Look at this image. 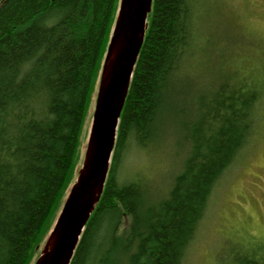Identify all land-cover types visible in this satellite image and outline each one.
Listing matches in <instances>:
<instances>
[{"label": "trees", "instance_id": "1", "mask_svg": "<svg viewBox=\"0 0 264 264\" xmlns=\"http://www.w3.org/2000/svg\"><path fill=\"white\" fill-rule=\"evenodd\" d=\"M201 1L153 0L106 185L71 264H183L215 188L256 133L264 81L230 71L195 95L180 83ZM120 3L0 0V264L36 263L78 176ZM180 98L187 153L153 198L141 177L120 178L124 157L156 142Z\"/></svg>", "mask_w": 264, "mask_h": 264}, {"label": "rangeland", "instance_id": "2", "mask_svg": "<svg viewBox=\"0 0 264 264\" xmlns=\"http://www.w3.org/2000/svg\"><path fill=\"white\" fill-rule=\"evenodd\" d=\"M199 10L198 44L180 76L181 85L187 84V92L191 90L190 95H195L212 88L230 71L238 73V79L262 83L264 0H202ZM193 97L197 104V96ZM95 100L96 97L89 112L88 134ZM183 101L188 102V98ZM183 101L180 98L173 102L176 109L164 117L150 148L132 146L124 157L120 178L141 177L153 198L167 194L187 153L181 128L184 118L180 112L176 117ZM86 145L87 139L78 169ZM248 253L264 256V97L256 133L215 188L183 264H227L236 255Z\"/></svg>", "mask_w": 264, "mask_h": 264}, {"label": "water", "instance_id": "3", "mask_svg": "<svg viewBox=\"0 0 264 264\" xmlns=\"http://www.w3.org/2000/svg\"><path fill=\"white\" fill-rule=\"evenodd\" d=\"M152 7L153 0H121L103 66L84 161L35 264L72 263L106 185L121 114L149 28Z\"/></svg>", "mask_w": 264, "mask_h": 264}, {"label": "bare ground", "instance_id": "4", "mask_svg": "<svg viewBox=\"0 0 264 264\" xmlns=\"http://www.w3.org/2000/svg\"><path fill=\"white\" fill-rule=\"evenodd\" d=\"M96 195H97V191H96ZM94 196V198H92V200L95 202V200H96V198H97V196ZM87 227V226H86ZM82 239V238H81Z\"/></svg>", "mask_w": 264, "mask_h": 264}]
</instances>
